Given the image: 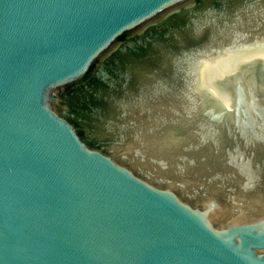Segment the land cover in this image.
Instances as JSON below:
<instances>
[{
    "label": "water",
    "instance_id": "water-1",
    "mask_svg": "<svg viewBox=\"0 0 264 264\" xmlns=\"http://www.w3.org/2000/svg\"><path fill=\"white\" fill-rule=\"evenodd\" d=\"M0 264H264V0H0Z\"/></svg>",
    "mask_w": 264,
    "mask_h": 264
}]
</instances>
